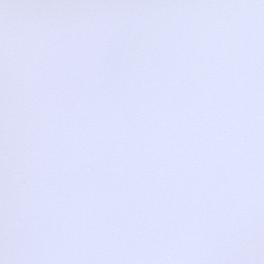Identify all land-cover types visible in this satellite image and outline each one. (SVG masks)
<instances>
[{
	"label": "snow or ice",
	"instance_id": "snow-or-ice-1",
	"mask_svg": "<svg viewBox=\"0 0 264 264\" xmlns=\"http://www.w3.org/2000/svg\"><path fill=\"white\" fill-rule=\"evenodd\" d=\"M0 264H264V0H0Z\"/></svg>",
	"mask_w": 264,
	"mask_h": 264
}]
</instances>
